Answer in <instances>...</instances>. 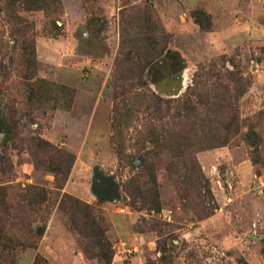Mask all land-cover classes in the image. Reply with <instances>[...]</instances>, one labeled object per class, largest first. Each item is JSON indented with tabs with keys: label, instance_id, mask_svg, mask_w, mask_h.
Segmentation results:
<instances>
[{
	"label": "rangeland",
	"instance_id": "rangeland-1",
	"mask_svg": "<svg viewBox=\"0 0 264 264\" xmlns=\"http://www.w3.org/2000/svg\"><path fill=\"white\" fill-rule=\"evenodd\" d=\"M5 1L0 264H264V0Z\"/></svg>",
	"mask_w": 264,
	"mask_h": 264
},
{
	"label": "trees",
	"instance_id": "trees-1",
	"mask_svg": "<svg viewBox=\"0 0 264 264\" xmlns=\"http://www.w3.org/2000/svg\"><path fill=\"white\" fill-rule=\"evenodd\" d=\"M36 0H6L5 1V5H9L12 9H11V16L14 17V19H19V15H18V12H17V9H16V6L15 3L16 2H24V3H34ZM12 2V3H11ZM11 3V4H10ZM19 6V5H18ZM99 199L100 200H103V196L99 194Z\"/></svg>",
	"mask_w": 264,
	"mask_h": 264
}]
</instances>
